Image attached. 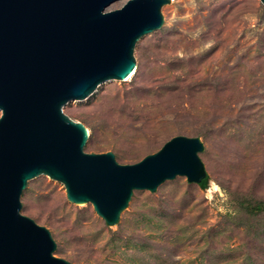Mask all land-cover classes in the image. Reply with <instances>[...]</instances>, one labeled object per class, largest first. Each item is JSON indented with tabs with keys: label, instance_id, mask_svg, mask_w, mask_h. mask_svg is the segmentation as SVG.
Wrapping results in <instances>:
<instances>
[{
	"label": "rangeland",
	"instance_id": "obj_1",
	"mask_svg": "<svg viewBox=\"0 0 264 264\" xmlns=\"http://www.w3.org/2000/svg\"><path fill=\"white\" fill-rule=\"evenodd\" d=\"M162 13L163 25L137 42L128 79L106 80L63 110L88 127L85 151H113L120 163L175 135L199 137L208 186L178 175L155 192L137 189L110 226L40 174L21 212L74 264H264V210L252 209L264 200V3L171 0Z\"/></svg>",
	"mask_w": 264,
	"mask_h": 264
},
{
	"label": "water",
	"instance_id": "obj_2",
	"mask_svg": "<svg viewBox=\"0 0 264 264\" xmlns=\"http://www.w3.org/2000/svg\"><path fill=\"white\" fill-rule=\"evenodd\" d=\"M115 1L0 0V264H74L55 256L50 230L21 212L23 191L40 174L61 181L70 201L92 203L110 226L135 190L208 175L197 136L175 135L134 163L84 150L89 129L64 105L106 80H126L137 42L163 25L171 0L108 9Z\"/></svg>",
	"mask_w": 264,
	"mask_h": 264
},
{
	"label": "trees",
	"instance_id": "obj_3",
	"mask_svg": "<svg viewBox=\"0 0 264 264\" xmlns=\"http://www.w3.org/2000/svg\"><path fill=\"white\" fill-rule=\"evenodd\" d=\"M208 180L209 176L207 175L200 183L199 185L202 188H206L208 186ZM252 209H255L257 212L263 211L264 210V200L257 201L254 206H252Z\"/></svg>",
	"mask_w": 264,
	"mask_h": 264
},
{
	"label": "bare ground",
	"instance_id": "obj_4",
	"mask_svg": "<svg viewBox=\"0 0 264 264\" xmlns=\"http://www.w3.org/2000/svg\"><path fill=\"white\" fill-rule=\"evenodd\" d=\"M129 77H130V76H129ZM129 77H128V78H129ZM128 78H127V79H128Z\"/></svg>",
	"mask_w": 264,
	"mask_h": 264
}]
</instances>
